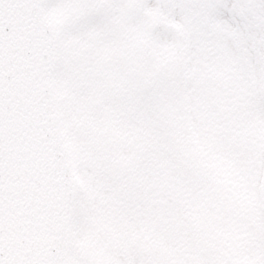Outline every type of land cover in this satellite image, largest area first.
<instances>
[{
	"label": "snow or ice",
	"instance_id": "snow-or-ice-1",
	"mask_svg": "<svg viewBox=\"0 0 264 264\" xmlns=\"http://www.w3.org/2000/svg\"><path fill=\"white\" fill-rule=\"evenodd\" d=\"M0 264H264V0H0Z\"/></svg>",
	"mask_w": 264,
	"mask_h": 264
}]
</instances>
